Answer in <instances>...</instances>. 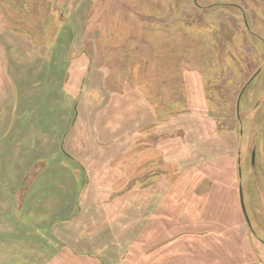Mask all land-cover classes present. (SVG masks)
Instances as JSON below:
<instances>
[{
    "label": "rangeland",
    "instance_id": "1",
    "mask_svg": "<svg viewBox=\"0 0 264 264\" xmlns=\"http://www.w3.org/2000/svg\"><path fill=\"white\" fill-rule=\"evenodd\" d=\"M0 264H264V0H0Z\"/></svg>",
    "mask_w": 264,
    "mask_h": 264
},
{
    "label": "trees",
    "instance_id": "2",
    "mask_svg": "<svg viewBox=\"0 0 264 264\" xmlns=\"http://www.w3.org/2000/svg\"><path fill=\"white\" fill-rule=\"evenodd\" d=\"M67 36H69V34ZM200 132L201 130H198V132H194L190 130V135H191L190 139L192 142L197 141L199 139ZM192 133H194L195 136H193ZM210 144H214V143L211 141ZM232 162H233L232 159H225L224 157H221V159L216 158L206 167L207 174H201L203 165L200 167L199 165H196L193 167L192 171L184 172L182 174H185V176H191V174L193 175L195 174V175L207 177V179H210L211 184H212V189H211V194L209 195V198H208V202L205 206L207 207V212L211 214L212 219L215 218V220H217L220 218V215H221L222 217L225 218L226 221H228L229 219L230 220L235 219L236 220L235 223L239 224L241 222L242 217L244 221H247V217L245 218V215L243 213L244 208L242 204L243 202H242V196H241V191H240L241 184L239 185L238 192H237L236 190H233L234 189L233 184H231L229 187L226 184V187H225V185L221 183V182H225L226 179L233 176L231 173H227L226 171L224 172L223 170L224 165L225 167L230 168L232 166ZM239 163L238 164L236 163V170L238 171V172L236 171V173H239V170H240ZM236 178H239L238 174L236 175ZM215 194L217 195L218 200H216ZM238 197H239V200H238ZM235 200L238 201L237 204H235ZM225 202H229V204L228 203L225 204ZM235 226H237V224Z\"/></svg>",
    "mask_w": 264,
    "mask_h": 264
},
{
    "label": "flooded vegetation",
    "instance_id": "3",
    "mask_svg": "<svg viewBox=\"0 0 264 264\" xmlns=\"http://www.w3.org/2000/svg\"><path fill=\"white\" fill-rule=\"evenodd\" d=\"M96 64H97V63H96ZM96 66H97V65H96ZM96 71H97V69H96ZM174 150L177 151V148H174ZM255 150H256V149H255ZM252 154H253V151H252L251 156H250V160H251V161H252ZM174 156H175V160H176V158H177V156H179V154H177V155L175 154ZM256 156H257V154H256V152H255V159H256ZM177 161H178V160H177ZM177 163H178V162H177ZM177 165H178V164H177ZM178 167H179V165H178ZM188 171H192V169H188V167H187V170H184L183 173H184V172H188ZM240 188H241V187H240ZM185 191L187 192V189H186ZM173 192H174V191H173ZM174 193H175V192H174ZM194 193L199 194L198 191H195Z\"/></svg>",
    "mask_w": 264,
    "mask_h": 264
},
{
    "label": "water",
    "instance_id": "4",
    "mask_svg": "<svg viewBox=\"0 0 264 264\" xmlns=\"http://www.w3.org/2000/svg\"><path fill=\"white\" fill-rule=\"evenodd\" d=\"M255 152H256V150L254 149L253 150V154H252V163L253 164H255ZM240 191H241V196H242L243 208H244V210H246V207H245V204H244V199H243V194H242V188H240Z\"/></svg>",
    "mask_w": 264,
    "mask_h": 264
}]
</instances>
